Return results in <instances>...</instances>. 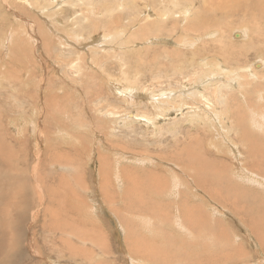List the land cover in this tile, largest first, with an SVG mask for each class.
Wrapping results in <instances>:
<instances>
[{
    "label": "rangeland",
    "instance_id": "1",
    "mask_svg": "<svg viewBox=\"0 0 264 264\" xmlns=\"http://www.w3.org/2000/svg\"><path fill=\"white\" fill-rule=\"evenodd\" d=\"M67 1L70 2L40 0L39 4L35 0H0V176H3L0 177V191H3L0 192V199L3 200L0 202V224L4 222L0 225V264H131L125 251L132 253L129 245L133 242L129 237L146 236L141 228H145L142 224L148 221V215L130 208L129 203L134 198L145 199L154 192L159 196L153 201L157 206L168 202L165 209H160V216L155 222L157 225H154L156 228L161 227L160 232L164 228L165 234L158 236L163 238L164 243L169 240L166 237L168 233L187 241L201 240L206 245V249L204 246L199 247L205 252L201 254H207L208 257L206 262L199 258L198 263L203 262L200 264H211V257H219V264H222L228 259L224 255L227 253L236 256L246 254L250 260L248 264H263L264 246L252 229L254 224L246 222L244 218L239 221V212L238 215L229 211L221 213L219 210L224 209H218L216 204L219 200L225 202L226 206L231 205V193L249 187L264 198V160L260 158L263 154L257 157L260 165H253L250 161V146L245 141V136L251 134L259 136L264 142V19L260 20L262 24L257 29L252 18L255 13L244 14V10L241 13V10L234 8L236 11L228 19L230 21H225L224 17L223 22H220L223 36L217 34L218 21L209 28H205L206 25L198 27L197 24L191 31L186 30L191 38L185 37L186 44V41H182V33L188 28V23L183 20L180 11L190 1L197 12H205L204 18L215 20L225 15L234 4L239 2L245 5L249 0H178V6L170 4L173 19L164 25L160 33L145 27L154 21H161L159 11L163 9L151 8L145 0H122L120 4L124 7L121 10L111 15H103L102 11H98L96 16L89 13L87 0ZM91 2H98L97 8L105 3L104 0ZM53 17L60 21L58 25ZM114 25L119 33L121 30L127 33H118L111 40L107 28L117 29ZM242 28L248 31L246 36L241 34ZM57 32H75L77 37H61ZM48 34L49 38L46 36ZM257 37L258 42H254ZM194 52L200 56L196 61L192 59ZM248 68L256 73V78L249 77L252 81L244 87L239 88L238 84L232 85V88L227 86L232 81V74L250 76ZM241 81L244 82V78L241 77ZM117 82L122 84L125 94L131 92L130 88L136 87L139 96L129 99L130 96H124L123 92L118 94L114 89ZM186 87L193 90L180 94ZM218 87L221 89L214 92ZM158 91L173 92L172 98H179L177 102L182 99L181 96L184 99L175 106V110H170L167 105L170 112L156 115V122L152 119L150 123L143 122L142 114H151L150 117L158 114L151 99ZM223 93L231 94L232 99L231 95L223 98ZM233 98L236 100L231 102ZM158 99L160 105L163 99ZM170 103L177 104L175 100ZM162 107H166L164 103ZM229 107L233 108L232 112H228ZM234 108L240 111V128L234 126V121H240ZM132 114H137L133 116L134 119L128 116ZM38 133L42 135L41 139ZM189 148L197 151L205 149L203 154L209 167L192 162L186 154ZM42 165L47 167V173L43 171L45 166ZM213 167L237 185L234 187L237 189H233L230 194L228 189L224 190L222 200L217 195L222 185L213 184L215 187L210 188L188 178L189 173L197 179L206 178ZM9 169L11 172H7ZM241 169L249 170L243 173ZM38 173L42 176L46 173L43 176L45 187L56 193L50 204L48 200L44 205L40 204L43 181L41 184L36 180ZM13 183L18 184L14 192L23 189L22 194L16 192L18 200L13 198ZM157 186L162 192H156L159 189ZM35 188L41 194L40 197ZM149 200H152V196ZM7 201L10 203H5ZM10 209L12 213L8 212ZM186 209L197 213L195 216L198 218L209 217L213 222L219 220L220 224H217V229L214 228L211 235L202 238L197 235L199 224L196 220L182 219ZM208 209L211 212L214 210L212 217L206 213ZM7 213L10 215L9 220L4 218L6 216L2 217ZM10 213H15V224ZM23 213L27 214L26 218L21 217ZM127 219L134 232H129L125 227L124 221ZM133 223L136 227H133ZM150 229L152 227H148L147 231ZM251 230L254 234H251ZM23 233L26 236H21ZM213 234H217L219 243H211L215 239ZM152 235L155 234H148V241L144 240L142 246L138 247L143 253L136 254L140 264H189L192 255L185 251L189 247H184V251L171 259L166 254L169 248H165L163 242L156 248L149 244ZM176 241L170 239V242ZM149 252H152L151 255H148ZM154 252L156 258L153 257ZM145 256L150 259L147 260Z\"/></svg>",
    "mask_w": 264,
    "mask_h": 264
},
{
    "label": "bare ground",
    "instance_id": "2",
    "mask_svg": "<svg viewBox=\"0 0 264 264\" xmlns=\"http://www.w3.org/2000/svg\"><path fill=\"white\" fill-rule=\"evenodd\" d=\"M39 1L40 0H35V2H37V3H39ZM59 1V0H58ZM124 1V0H123ZM129 1V0H128ZM127 1V2H128ZM145 1H147L148 3H146L147 5H150L151 6V8H154V7H157V8H161V9H163V10H160L159 11V16H160V20L161 21H154L153 23H149L145 28H147L148 27V29H150L151 31L152 30H156L157 32H159L160 33V31H162V30H164V25L166 26L167 25V23L168 22H171L172 21V17H171V15L172 14H174V13H172L171 11H172V8L170 7V4L172 5V6H174V7H176V6H178L179 5V1L178 0H168L167 2H166V0H145ZM189 1V0H188ZM207 1V0H206ZM209 1V0H208ZM207 1V2H208ZM68 2H70V1H67L66 0V3H68ZM83 2V1H82ZM104 2L105 3H101V7L99 6L98 8L96 7L97 6V3L98 2H91V0H87V4L90 6L88 9H90V11H89V13H92V14H95L96 12H98V11H102V14L103 15H111L112 13H114L115 11H117V10H121L123 7H124V5L122 4H120L121 2H122V0H112V1H106V0H104ZM243 2V1H242ZM248 2V1H247ZM41 3V2H40ZM39 3V4H40ZM203 3V5H204V2H202ZM232 3H233V1H232ZM245 3V2H244ZM243 3V4H244ZM57 4V3H56ZM59 4V3H58ZM58 4H57V6H58ZM81 4V3H80ZM133 4H135V2L133 3ZM229 3H227L226 5H228ZM241 3H236V4H234V6L233 7H231L229 10L227 9V13H225V15L224 14H222V16L220 17L219 16V18H217V19H215V20H212L211 18L210 19H206V18H204L205 17V12H204V14H202V12H201V10H200V12H197V10L195 9V7L193 6V3L190 1L186 6H184L183 8H182V10L180 11V14L182 15V18H183V20L184 21H186V23H188V25H187V27L188 28H186V29H184V32L182 33V41L184 42V41H186L185 39V37H189L188 36V34L186 33V30H192V29H194L196 26H198V27H200V26H202V25H206V27L205 28H209V26H212L213 24L215 25L216 24V22L218 21V23L216 24V27H218V29H217V34L219 33V35H220V33H221V35H222V31H223V28L221 29V25L222 24H220V22H223V20H224V17H225V21L226 20H228L229 18H230V16H233L232 15V13H235V11L236 10H233L234 8H237V10H241L240 12L242 13L243 11L242 10H244V14H247V13H250L251 15H253V13H255V15L254 16H252V18H253V20H254V23H255V26H256V28L257 29H260V25L262 24L261 22L262 21H260L261 19H264V0H258L257 2H254V1H252V0H249V2L248 3H245V5H240ZM32 5V4H31ZM60 5V4H59ZM87 5V6H88ZM126 5V4H125ZM207 5V4H206ZM56 6V8H58ZM126 6H128L129 7V5H126ZM209 5H207V7H208ZM218 6H220V5H218ZM83 7V6H82ZM212 7V6H211ZM215 7V6H214ZM226 7V6H225ZM100 8H102V10H100ZM198 8V7H197ZM59 9V8H58ZM87 9V10H88ZM155 9V8H154ZM203 9V8H202ZM204 9H206L205 7H204ZM61 10V9H60ZM194 10H196V11H194ZM212 9H210L209 11H211ZM214 10V9H213ZM222 10H223V8H222ZM208 11V10H207ZM215 11V10H214ZM263 13V14H260V13ZM83 13H84V11H83ZM119 13V12H118ZM123 13V12H122ZM223 13H224V11H223ZM49 14V13H48ZM51 14V13H50ZM49 14V15H50ZM59 14V13H58ZM86 14V13H85ZM85 14H83V15H85ZM121 14V13H120ZM124 14V13H123ZM211 14H213V13H211ZM243 14V15H244ZM54 15H55V13H54ZM71 15V14H70ZM125 15V14H124ZM124 15H122V16H124ZM148 15H152V14H149L148 13ZM162 15V16H161ZM204 15V16H203ZM215 15H216V17H218L217 15L218 14H216L215 13ZM51 16V15H50ZM66 16H67V14H66ZM72 16V15H71ZM94 16H96V14L94 15ZM116 16H117V14L116 15H114L113 17H112V21H114V18H116ZM138 16V15H137ZM58 17V16H57ZM119 17H121V15L119 16ZM212 17H213V15H212ZM259 17V18H258ZM53 18H56V17H53ZM150 17L148 16V19H149ZM169 18H171V19H169ZM242 18V17H241ZM55 22H56V25H58L59 24V20H57V18L56 19H53ZM62 20V19H61ZM87 20V19H86ZM65 21V20H64ZM228 21H230V20H228ZM114 23V22H113ZM63 24V23H62ZM111 24V23H110ZM198 24V25H197ZM50 25V24H49ZM72 25V24H71ZM109 24H106V26H108ZM116 28H117V26L116 25H114ZM142 29H144V27H143V25H141L140 26ZM61 28V27H60ZM59 28V29H60ZM58 29V30H59ZM93 29V28H92ZM108 29V31H109V34L112 36V38H111V40L114 38H116V36L118 35V33H119V29L117 28V29H113L112 27H108L107 28ZM95 30H96V28H95ZM207 30V29H206ZM206 30H204V31H206ZM243 30V31H242ZM199 31V30H198ZM202 31V30H201ZM54 32V31H53ZM55 32H56V30H55ZM54 32V33H55ZM99 32V31H98ZM194 32V31H193ZM207 33H208V31H206ZM205 32V33H206ZM216 32V31H215ZM224 32V31H223ZM120 33L121 34H125V33H127V32H124V31H120ZM119 33V34H120ZM196 33H198V32H196ZM211 33V32H210ZM242 33H244V36H246L247 34H248V31L246 30V29H241V34ZM41 34V33H40ZM43 34H44V32H43ZM42 34V35H43ZM56 34H58V32L56 33ZM76 34L77 33H60V34H58L59 36H61V37H66V36H69V35H72V36H76ZM108 34V33H107ZM120 34V35H121ZM200 34V33H199ZM263 34V33H262ZM45 35V34H44ZM102 35V34H101ZM106 35V34H105ZM150 35V34H149ZM190 35V34H189ZM48 38H49V34L48 35H46ZM223 36V35H222ZM260 37H261V34L259 35ZM258 36V37H259ZM44 37V36H43ZM77 37V36H76ZM85 37V36H84ZM107 37H108V35H107ZM121 37V36H120ZM136 37V36H135ZM221 37V36H220ZM258 37L255 39V40H253L254 42H258ZM259 37V38H260ZM48 38H47V40H48ZM190 38V37H189ZM216 38V37H215ZM263 38V37H262ZM106 39V38H105ZM119 39V38H118ZM130 39V38H129ZM191 39V38H190ZM67 40L69 41L70 39H69V37H67ZM122 40H124V39H122ZM145 40V39H144ZM263 40V39H262ZM151 41H153V40H151ZM41 42V41H40ZM128 42V41H127ZM130 42V41H129ZM135 42V41H134ZM142 42V41H141ZM154 42V41H153ZM260 42V41H259ZM42 43V42H41ZM89 43V42H88ZM113 43V42H112ZM115 43H117V42H115ZM182 43V42H181ZM186 44H188V42L186 41ZM45 45H46V43H45ZM48 45V44H47ZM100 45V44H99ZM107 45V44H106ZM216 45V44H215ZM44 46V45H43ZM125 46V45H124ZM149 46H150V44H149ZM196 46V45H195ZM202 46V45H201ZM46 47V46H45ZM118 47V46H117ZM121 47V46H120ZM253 48L255 47V46H252ZM127 48V47H126ZM197 48H199V46L197 47ZM256 48V47H255ZM258 48V47H257ZM256 48V49H257ZM219 49V48H218ZM72 50V49H71ZM92 50V49H91ZM220 51V50H219ZM224 51V50H223ZM224 53H226V52H224ZM126 54V53H125ZM201 54H203V53H201ZM220 54V53H219ZM14 55V54H13ZM194 57L192 58V59H195V61H196V59L198 58V56H199V53H195L194 52V55H193ZM235 56V55H234ZM237 56V55H236ZM15 57V56H14ZM200 57V56H199ZM203 57V56H202ZM261 57V56H260ZM210 58V57H209ZM72 59V58H71ZM214 60V59H213ZM263 60V59H262ZM121 61V60H120ZM123 62V61H122ZM218 62V61H217ZM227 62V61H226ZM260 62V61H259ZM89 63V62H88ZM121 63V62H120ZM193 63V62H192ZM201 63V62H200ZM85 63H83V65H84ZM123 64V63H122ZM205 64V63H204ZM263 64H264V61H263ZM262 64V65H263ZM124 65H126V63L125 64H123V66ZM141 65V64H140ZM193 65V64H192ZM261 65V64H260ZM259 65V66H260ZM216 66V65H215ZM222 66V65H221ZM240 66H242V65H240ZM240 66H239V68H240ZM247 67V66H246ZM221 68V67H220ZM238 69V68H237ZM80 70V67H78V71ZM126 70V69H125ZM246 70V69H245ZM256 70V69H255ZM81 72V71H80ZM166 73H167V71H165ZM212 72V71H211ZM237 72V71H236ZM235 72V73H236ZM248 74H250V76L249 75H247V76H245V75H238V76H235V75H233L232 74V76H230V77H232V81L231 82H229L228 83V87L229 88H232L231 86L232 85H234V84H238L237 86L240 88V87H244L245 85H246V83L247 82H250V81H252L251 79H248L249 77H251V76H254V75H256V73H254V72H252V70L250 69V68H248ZM255 72H257V71H255ZM124 74H127L126 72H123ZM131 74V73H130ZM208 75V74H207ZM79 76V75H78ZM220 76V75H219ZM217 77V76H216ZM227 77H229V75L227 76ZM241 77L242 78H244V82H242L241 81ZM255 77V76H254ZM256 78V77H255ZM230 80V79H229ZM213 81H216L217 83L219 82L218 80H213ZM131 83H132V81H130ZM133 84V83H132ZM135 86V85H134ZM140 86V85H139ZM213 86V85H212ZM130 87V86H129ZM136 88V87H135ZM134 87H132V88H130L131 89V92L129 91V94H125L124 93V88L122 87V84L121 83H119V82H117V84H115L114 85V89L115 90H117L118 91V94L120 93V92H123L124 93V96H130L129 97V99H132V98H135V97H138L139 95V90L138 89H135ZM130 89H128V90H130ZM179 89V88H178ZM221 89V87L219 88H217L214 92H217V91H219ZM176 90H177V88H176ZM183 90V89H182ZM191 90H193V88H188V87H186L182 92H180V94H182V93H186V92H189L190 93V91ZM151 91H153V90H151ZM196 91V90H195ZM195 91L193 92V93H195ZM126 92H128V91H126ZM155 92V91H154ZM165 91H158V93H155V94H153L154 96H152V103H154L155 105H153L154 106V110L156 109V111L158 110V114L156 113L153 117H150L149 115H151V114H142V117H143V119L145 118V120H143L142 119V121L143 122H147V123H150L151 121V119L152 120H154L155 121V116L156 115H162L163 114V112L164 113H167V112H170V110H175L176 109V107L175 106H177L181 101H183V96H181V100H179L178 102H177V100L179 99V98H177L176 99V97L175 98H172V96H174V93L173 92H171V91H167V92H165ZM233 91H231V93H232ZM148 93V92H147ZM188 93V94H189ZM192 93V94H193ZM240 95L239 96H241V97H243V94L242 93H240V92H238ZM117 94V95H118ZM221 95H223L222 97L223 98H225L226 97V95L229 97L231 94H228V93H226V94H221ZM142 96V95H141ZM176 96V95H175ZM219 96V95H218ZM119 97V96H118ZM232 97V95L230 96V98ZM240 97V98H241ZM158 98H162L161 100H162V102L160 103V105H158V103L160 102L159 101V99ZM170 100H169V99ZM139 98H137V100H138ZM150 99V98H149ZM222 99V98H221ZM232 99V98H231ZM166 100V101H165ZM172 100H175V102L177 103V104H175V105H172L170 102H172ZM234 100H236V99H234L233 98V100L231 101V102H234ZM128 101V100H127ZM243 101V100H242ZM245 101V100H244ZM132 102V101H131ZM164 103V106H166V107H162V104ZM236 103V102H235ZM11 104V103H10ZM136 104V103H135ZM174 104V103H173ZM224 104V103H223ZM243 104V103H242ZM252 104V103H251ZM258 104V103H257ZM140 105V104H139ZM167 105H168V107H170L169 109H168V107H167ZM180 105V104H179ZM220 105V104H219ZM225 105V104H224ZM231 106V105H230ZM178 108V107H177ZM224 109V108H223ZM229 109V111L228 112H232V110H233V108H231V107H229L228 108ZM232 109V110H231ZM235 109V113L238 115V117L237 118H239L240 117V121H238V123H237V121H234V126L236 125V126H238V127H236V128H240L239 127V125H240V123L239 122H241V115H240V111H238L236 108H234ZM261 109V108H260ZM113 110V109H112ZM112 110H111V112H112ZM145 110V109H144ZM146 110H147V108H146ZM149 110V109H148ZM209 110V109H208ZM213 110V109H212ZM214 111V110H213ZM218 111V110H217ZM226 111V110H225ZM149 112V111H148ZM234 112V111H233ZM247 112V111H246ZM143 113H146V111L144 112L143 111ZM251 113V112H250ZM113 114V113H112ZM246 114V113H245ZM135 114H132V115H128L131 119L133 118V116H134ZM137 115V114H136ZM135 115V116H136ZM209 115V114H208ZM233 115V114H232ZM214 116V115H213ZM235 117V116H234ZM208 118V117H207ZM214 118V117H213ZM228 118V117H227ZM134 119V118H133ZM232 120V119H231ZM237 120V119H236ZM153 121V122H154ZM219 121L220 122H222L221 121V116H219ZM18 122V121H17ZM156 122V121H155ZM232 122V121H231ZM114 123V122H113ZM218 123V122H217ZM237 123V124H236ZM35 124V123H34ZM95 124V123H94ZM125 124V123H124ZM230 124V123H229ZM242 124H243V122H242ZM38 124H36V126H37ZM155 125V124H154ZM244 125V124H243ZM35 126V127H36ZM242 126V125H241ZM32 127H34V126H32ZM87 127V126H86ZM250 127V126H249ZM229 128H231V127H229ZM37 129H38V126H37ZM39 129H41V127L39 128ZM221 129V128H220ZM41 131H42V129H41ZM132 131H133V129H132ZM237 131V130H236ZM41 133V132H40ZM255 133V132H254ZM39 134V133H38ZM111 134V133H110ZM112 135V134H111ZM116 135V134H115ZM251 135V134H250ZM245 136V141L249 144V146H250V153H251V162H252V164L253 165H260L259 164V162L257 161V157L260 155V154H263L260 158L262 159V160H264V142H262L261 140H262V138H260L259 136H254V135H251V136ZM42 135L41 134H39L38 135V137L40 138ZM113 136V135H112ZM132 137V136H131ZM42 138V137H41ZM40 138V139H41ZM230 138V137H229ZM228 138V139H229ZM235 139V138H234ZM8 140V139H7ZM236 140V139H235ZM56 141V140H55ZM200 141H202V140H200ZM207 141V140H206ZM237 141V140H236ZM239 141V140H238ZM237 141V142H238ZM244 141V142H245ZM261 141V142H260ZM39 142V141H38ZM222 142V141H221ZM59 143V142H58ZM230 143V142H229ZM38 144V143H37ZM240 144H242L241 142H240ZM243 145V144H242ZM40 146V145H39ZM53 146V145H52ZM218 147V146H217ZM41 148V147H40ZM201 148H205V146L204 147H201ZM221 148V147H220ZM237 148V147H236ZM244 148V147H243ZM242 148V149H243ZM21 149V148H20ZM212 149V148H211ZM240 149V148H239ZM39 150V149H38ZM113 150H114V148H113ZM40 151V150H39ZM203 151H205V149L204 150H194V149H192V148H189L188 149V152H186V154H187V157L192 161V162H198V163H200V165L202 164V165H204V166H207V167H209V165H208V161L205 159L206 157H204V154H203ZM208 151V150H207ZM218 151V150H217ZM6 152V151H5ZM245 152V151H244ZM2 153H4V152H2ZM39 153L40 152H38V156L40 157V155H39ZM46 153V152H45ZM52 153V152H51ZM205 153V152H204ZM209 153V152H208ZM213 153V152H212ZM236 153V152H235ZM42 154V153H41ZM47 154V153H46ZM171 154H173V153H171ZM206 154V153H205ZM244 154V153H243ZM18 155V154H17ZM49 155H50V152H49ZM52 155V154H51ZM169 155V154H168ZM215 155V154H214ZM222 155V154H221ZM224 155V154H223ZM244 155H246V153L244 154ZM250 155V154H249ZM248 155V156H249ZM163 156V155H162ZM206 156V155H205ZM211 156V155H210ZM41 157H42V155H41ZM209 157V156H208ZM212 157V156H211ZM219 157H221V156H219ZM225 157V156H224ZM236 157V156H235ZM21 158V157H20ZM27 158V157H26ZM37 158V157H36ZM148 158H152V156H149ZM216 158V157H215ZM246 158V157H245ZM249 159H250V157H248ZM38 159V158H37ZM40 159V158H39ZM181 159V158H180ZM212 158H210V160H211ZM230 159V158H229ZM5 160V159H4ZM148 160V159H147ZM172 160V159H171ZM223 160V159H222ZM262 160H261V162H262ZM42 160H40V162H41ZM141 161V160H140ZM149 161V160H148ZM147 161V162H148ZM220 161H221V159H220ZM243 161H246V160H243ZM249 161V160H248ZM13 162L14 161H12V165H13ZM19 162V161H18ZM24 162H25V160H24ZM37 162H39V161H37ZM151 162V161H150ZM178 162H179V160H178ZM231 162V161H230ZM226 163V162H225ZM250 163V162H249ZM188 164V163H187ZM190 164V163H189ZM251 164V165H252ZM12 165H11V167H12ZM195 165V164H194ZM218 165H219V163H218ZM242 165H244V164H242ZM24 166V165H23ZM23 166L21 167V168H23ZM28 166V165H27ZM45 165H42V167H44ZM157 166V165H156ZM187 166V165H186ZM225 166V165H224ZM249 166V165H248ZM51 167H52V165H51ZM245 167H247L246 166V164H245ZM13 168L14 169H16L17 170V168L15 167V166H13ZM12 168V169H13ZM45 168V169H44ZM43 168V171H45L46 169H47V167L45 166ZM127 168V167H126ZM180 168V167H179ZM24 169V168H23ZM26 169V168H25ZM29 169V168H28ZM55 169V168H54ZM5 170V169H4ZM10 171H7V172H11V169H9ZM15 170V171H16ZM39 172L41 173L42 171H41V168H39ZM50 170V169H49ZM52 170V169H51ZM67 170V169H66ZM182 170V169H181ZM184 170V169H183ZM219 170H220V168H219ZM248 170L249 169H241V171L243 172V173H248ZM259 170V169H258ZM22 171V170H21ZM24 171V170H23ZM127 171V170H126ZM126 171H124V172H126ZM256 171V170H255ZM6 172V171H5ZM14 172V171H13ZM26 172V171H25ZM38 172V171H37ZM46 172V171H45ZM55 172V171H54ZM185 173L187 172L188 173V171H184ZM184 172H183V174H184ZM257 172V171H256ZM259 172H261V171H259ZM1 173V172H0ZM15 173V172H14ZM40 173H38V175H37V177H36V180H38V182H40L41 184H42V181H43V184H42V186H41V184L39 185V186H41V189L43 190V194H42V196H41V194L39 193V191L38 192H36V190H37V188H35V192L36 193H39L38 194V196L40 197V199L41 200H39L40 201V204H42V205H44L43 203L46 201V200H48V203L50 202H52V198L54 197V195H56V193L54 194L51 190H49L48 188H46L45 187V184L44 183H46L45 182V180H44V174L46 175V173H44L43 174V176L40 174ZM50 173V172H49ZM6 174V173H5ZM22 174V173H21ZM56 174V173H55ZM14 175V174H13ZM17 175V174H16ZM185 175V174H184ZM189 175V176H188ZM187 176H188V178H190V180L191 181H197V182H200V185L202 184V185H204V186H209L210 188L211 187H215V186H213V184H218V185H222L221 187H220V191L217 193V195H219L221 198H220V200H222V195L225 193V191L224 190H227L228 189V194H230L231 193V191L233 190V189H237V188H234V187H236L237 185L236 184H233V181H231L230 179H228V178H225V177H223L222 175H220V173L219 172H217V170H216V168L215 167H213V168H211V170L209 171V174H207V177L206 178H201V177H198V179H197V177L196 176H192L190 173L188 174ZM230 175V174H229ZM250 175V174H249ZM255 175V174H254ZM263 175H264V173H263ZM8 176H9V174H8ZM0 177H3V176H0ZM17 176H15V178H16ZM21 177H23L22 175H21ZM48 177V176H47ZM259 177V176H258ZM257 177V178H258ZM12 179H13V177H11ZM19 178V177H18ZM147 178V177H146ZM157 178V177H156ZM166 178V177H165ZM254 178V177H253ZM4 179V178H3ZM2 179V180H3ZM20 180H21V178H19ZM51 179V178H50ZM180 178H178V180H179ZM204 179V180H203ZM2 180H1V183H2ZM23 180V179H22ZM65 180V179H64ZM30 181V180H29ZM164 181H166V180H164ZM264 181V180H263ZM21 182V181H20ZM23 182V181H22ZM52 182V181H51ZM148 182V181H147ZM161 182V181H160ZM181 182V181H180ZM249 182V181H248ZM258 182L259 183H261V180L259 179L258 180ZM11 183V182H10ZM165 183V182H164ZM7 183H4V185H6ZM76 184V183H75ZM11 185V184H10ZM10 185L8 186V187H10ZM21 185V184H20ZM38 185V184H37ZM49 185V184H48ZM56 185H57V183H56ZM147 185V184H146ZM145 185V186H146ZM163 185V184H162ZM167 185V184H166ZM2 186V185H1ZM4 187H6V186H4ZM18 187V184L16 183V184H12V194H13V198L15 197V199L17 198V193L16 192H19V194H22L23 193V189L21 188V190L22 191H16V192H14L15 191V189ZM54 187V186H53ZM197 187H199V186H197ZM1 188V187H0ZM40 188V187H39ZM142 188V187H141ZM156 188V187H155ZM157 188H159L158 186H157ZM156 188V189H157ZM259 188V187H258ZM8 189V188H7ZM50 189H51V187H50ZM144 189V188H143ZM148 188H146V190H147ZM200 189V188H199ZM54 192H55V190L54 189H52ZM158 190L159 191H161L160 190V188L159 189H157L156 190V192H158ZM206 190V189H205ZM25 191V190H24ZM41 191V190H40ZM64 191V190H63ZM142 191V190H141ZM149 191V190H148ZM0 192H3V191H0ZM7 192V191H6ZM22 192V193H21ZM34 192V191H33ZM129 192H131V191H129ZM143 192V191H142ZM145 192V191H144ZM151 192H152V190H151ZM162 192V191H161ZM8 193V192H7ZM128 193V192H127ZM146 193H148V192H146ZM149 193H150V191H149ZM234 193V194H233ZM28 194V193H27ZM142 194V193H141ZM162 194V193H161ZM9 195V194H8ZM31 195H32V193H31ZM130 195V194H129ZM134 195V194H133ZM144 195H146V194H144ZM143 195V197H145ZM165 195V194H164ZM178 195V192H177V194H176V196ZM215 195V194H214ZM19 196V195H18ZM35 196V195H34ZM138 196V195H137ZM150 196H152V200H149V197ZM149 197H147V198H145V199H143L142 197L140 198H134V201H132L131 199H133V198H131L130 200V203H129V207L131 208V207H133V209L134 210H136V211H139V213H140V211L141 212H144V213H146L147 215H148V218H146V219H148V221L147 222H145V223H143L142 225L145 227V228H141L142 229V231L144 232V234L143 235H146V236H143V237H135V236H133L132 234H130V235H132L131 237H129V238H131L132 239V242L133 243H131L130 242V249H131V251H132V253L130 254V252L128 251V250H125L126 251V253H127V255L129 256V258H130V260L132 261V263L133 264H140L139 262H138V260H137V256H136V254H143V253H141L140 252V249L138 248V247H140V246H142V244H143V241L144 240H146V241H148V234H155V235H152L151 236V240L149 241V244L152 246V247H154V248H156V247H159V246H161L162 245V239L163 238H159V237H161L162 236V234L164 235L165 233V230H164V228L162 227V231L160 232V229L159 228H161V227H155L157 224H155V222H156V220L158 219V217L160 216L159 215V213H160V209H165V207H166V204L168 203H164V205H162V206H157L156 205V203L155 202H153L155 199H157V198H159V196H158V193H156L155 194V192H154V194H151ZM1 197V196H0ZM25 197V196H24ZM23 197V198H24ZM29 197V196H28ZM61 197V196H60ZM133 197H136V196H133ZM187 197V196H186ZM4 198H5V196H4ZM21 198V197H20ZM56 198V197H55ZM211 198V197H210ZM3 199V198H2ZM6 199V198H5ZM10 199H11V197H10ZM72 199H73V197H72ZM209 199V198H208ZM212 200H214L213 198H211ZM210 199V200H211ZM216 199V198H215ZM9 200V199H8ZM16 200H18V198L16 199ZM15 200V201H16ZM5 201V200H4ZM128 201V200H127ZM152 201V205L150 204V202ZM176 201V200H175ZM192 201V200H191ZM0 202L2 203L3 202V200H1L0 199ZM178 202V201H177ZM230 202H231V205H228V206H226V204H225V202H219V200H218V203L216 204V207L218 208V209H224V210H219L221 213H224V211L225 212H228L229 211V213L231 212L232 214H235V215H238L239 213V217L237 218L239 221H243L244 219L245 220H247L246 222H250V223H253L254 224V228H252L253 230H254V232L256 233L255 235L260 239V241H261V243H262V245L264 246V198L263 197H261L260 195H258V193H256L255 191H253V189L251 188V187H249V188H246V189H244V190H237V191H233L232 193H231V196H230ZM5 203H10V202H5ZM12 203V202H11ZM27 203V202H26ZM49 203V204H50ZM14 204V203H13ZM12 204V205H13ZM37 204H39V203H37ZM125 204V203H124ZM174 204V203H173ZM177 204V203H176ZM211 204V203H210ZM214 204V203H213ZM4 205H6V204H4ZM10 205V204H9ZM8 205V206H9ZM23 205V204H22ZM107 205H109V202H108V204ZM134 205V206H133ZM3 206V205H2ZM18 206V205H17ZM168 206H169V204H168ZM183 206V205H182ZM187 206V205H186ZM213 206V205H212ZM214 206H215V204H214ZM10 207V206H9ZM9 207L7 208V209H9ZM13 207V209L14 208H16V206L14 207V206H12ZM12 207H11V209H12ZM19 207H20V205H19ZM23 207V206H22ZM26 207V206H25ZM29 207H30V205H29ZM28 206H27V208H29ZM69 207V206H68ZM216 207H214L215 209L214 210H216L217 211V208ZM18 208V207H17ZM16 208V209H17ZM38 208V207H37ZM55 208V207H54ZM102 208H103V206H102ZM187 208V207H186ZM1 209V208H0ZM4 209V208H3ZM10 209V210H11ZM15 209V210H16ZM19 209V208H18ZM72 209V208H71ZM70 209V210H71ZM129 209V208H128ZM158 210V212H157V210ZM170 209V208H169ZM177 209V208H176ZM180 209V207L178 208V210ZM182 209V208H181ZM184 209V208H183ZM192 209V208H191ZM198 209H200V208H198ZM213 209V208H212ZM10 210H8V212H11L12 213V210L10 211ZM20 210V209H19ZM25 210V209H24ZM28 211L29 210H31V209H27ZM79 210V209H78ZM188 210H189V208H188ZM187 209H186V211L185 212H183V215H182V219H184V218H189V219H192V220H196V222L199 224V228H197L198 229V236H200L201 235V237L202 238H206V235H211L215 230H214V228L215 229H217V227H218V225L220 224V221L218 220V221H215V222H213L212 221V218H209V217H206L205 219H201V218H198V217H196L195 215H197V213H195L194 211H188ZM195 210V209H194ZM204 210V209H203ZM202 210V211H203ZM214 210H212V212L214 211ZM238 210V211H237ZM21 211V210H20ZM27 211V212H28ZM42 211V210H41ZM50 211V210H49ZM53 211V210H52ZM60 211V210H59ZM72 211H73V209H72ZM130 211V210H129ZM132 211V210H131ZM130 211V212H131ZM236 211V212H235ZM15 212V211H14ZM18 212V211H17ZM33 212V211H32ZM43 212V211H42ZM47 212V211H46ZM165 212V211H164ZM163 211H162V213H164ZM212 212L211 211H209V209L206 211V213H209L210 214V217H212ZM218 212V211H217ZM237 212H239L238 214H237ZM4 213V212H3ZM10 213V214H11ZM30 213V212H29ZM38 213H39V211H38ZM54 213V212H53ZM74 213V212H73ZM161 213V214H162ZM228 213V214H229ZM2 214V213H1ZM15 214V213H14ZM14 214H11V216L13 215V220L15 221H13V223L15 224L16 223V219H14ZM178 214V213H177ZM198 214H202V212L201 213H198ZM7 215H9L8 213H7ZM6 214L4 215H2V217H4V216H6V217H4V218H8V217H10V215L9 216H7ZM16 215H17V213H16ZM56 215V214H55ZM134 215V214H133ZM139 215V214H138ZM231 215V214H230ZM18 216V215H17ZM26 216H27V214L26 213H23L22 214V216L21 217H25L26 218ZM72 216V215H71ZM164 216V215H163ZM240 216H242V217H240ZM16 217V216H15ZM72 217H74V216H72ZM143 217V216H142ZM145 217V216H144ZM143 217V218H144ZM200 217V216H199ZM202 217H203V215H202ZM232 217V216H231ZM3 218V219H4ZM18 218V217H17ZM244 218V219H243ZM12 219V218H11ZM33 219H34V217H33ZM162 219V218H161ZM8 220H9V218H8ZM18 220H20V218L18 219ZM91 220V219H90ZM221 220V219H220ZM4 221V220H3ZM6 222L7 221H5V224H6ZM10 222V221H9ZM56 222V221H55ZM75 222V224H76V221H74ZM131 222V221H130ZM159 222H161L160 220H159ZM178 222H181V221H178ZM248 222V223H249ZM64 223V222H63ZM81 223V222H80ZM135 223V222H134ZM132 224L133 225V227H136L135 226V224ZM161 223H163V222H161ZM243 223V222H242ZM1 224H4V222H2ZM0 224V225H1ZM8 224V223H7ZM11 224V223H10ZM24 224V223H23ZM124 224L126 225L125 227H127L128 228V230H129V232H131V230H132V228L129 226L130 224H129V222H128V219H127V221H124ZM218 224V225H217ZM9 225V224H8ZM131 225V226H132ZM155 225V226H154ZM247 225V224H246ZM3 226V225H2ZM6 226V225H5ZM4 226V227H5ZM15 227H16V225H14ZM62 226V225H61ZM249 226H250V224H249ZM25 227V226H24ZM55 227V226H54ZM93 227V226H92ZM140 227V226H139ZM148 227H152V229H150L149 231H147V229H148ZM242 227V226H241ZM244 227V226H243ZM67 228V227H66ZM81 228V227H80ZM87 228V227H86ZM91 228V227H90ZM247 228V227H246ZM19 229V228H18ZM59 229V228H58ZM83 229V228H82ZM138 229V228H137ZM158 229V230H157ZM26 230V229H25ZM85 230H87V229H85ZM99 230V229H98ZM22 231H23V229H22ZM28 231V230H27ZM46 231V230H45ZM65 231V230H64ZM83 231V230H82ZM133 231V230H132ZM147 231V232H146ZM208 231V232H207ZM23 232H25V231H23ZM68 232V231H67ZM98 232V231H97ZM134 232V231H133ZM135 232H136V230H135ZM64 233V232H63ZM75 233V232H74ZM73 233V234H74ZM95 233V232H94ZM140 232H138V234H139ZM159 233V234H158ZM192 233V232H191ZM20 234V233H19ZM22 234V233H21ZM65 234V233H64ZM172 234V233H171ZM251 234H254L253 233V231L251 230ZM141 235H142V233H141ZM194 235V234H193ZM196 235V236H197ZM214 235V240L213 241H211V243H219V240H218V238H216V236H217V234H213ZM20 235H18V237H19ZM21 236H26L25 235V233H23V235H21ZM45 236V235H44ZM69 236H71V235H69ZM159 236V237H158ZM5 237V236H4ZM48 237V236H47ZM158 237V238H157ZM166 237L169 239L168 241H165V243H164V247L165 248H169L168 250H169V253L167 252L166 254L172 259V257L174 256H176V255H178V254H180L181 253V251H184V250H182L184 247H189L188 248V250H185V251H188V254L189 255H192L191 257H190V259H189V264H200V263H203L204 261H205V259L208 257V255L207 254H204L205 252L203 251L204 249H206L205 248V244H203L202 242H201V240L199 241V242H192V241H190L189 239H188V241L186 240V239H181V238H179V237H177V236H175V235H170L169 233L166 235ZM17 238V237H16ZM23 239V238H22ZM22 239H20L21 241H22ZM33 239V238H32ZM134 239V240H133ZM170 239H172L173 241L174 240H177V241H179L180 243H176V242H170ZM199 239H201V238H199ZM220 239H222V238H220ZM19 240V239H18ZM24 240V239H23ZM212 240V239H211ZM15 241H16V239H15ZM29 241H30V239H29ZM32 241V240H31ZM49 242V241H48ZM51 242V241H50ZM128 242H129V240H128ZM17 243H19V241L17 242ZM146 243V242H145ZM20 244H22V242L20 243ZM3 245V244H2ZM24 245V244H23ZM223 245V244H222ZM227 245V244H226ZM13 246H15V245H13ZM20 246V245H19ZM149 246V245H148ZM203 246H204V249H200V248H203ZM6 247V246H5ZM16 247V246H15ZM24 247V246H23ZM150 247V246H149ZM200 247V248H199ZM258 248H259V246H257ZM35 248H36V246H35ZM34 248V249H35ZM37 249V248H36ZM39 249V248H38ZM161 249V248H160ZM240 249V248H239ZM17 250V249H16ZM207 250H208V248H207ZM254 250H257V249H254ZM18 251V250H17ZM16 251V252H17ZM35 251H38V250H35ZM39 251H40V249H39ZM142 251V250H141ZM143 251H145V250H143ZM147 251H149V250H147ZM165 251H166V249H165ZM241 251V250H240ZM146 252V251H145ZM202 252H204L203 254H201ZM260 252V251H259ZM37 253V252H36ZM39 253V252H38ZM152 253V252H151ZM151 253L149 252L148 253V255H151ZM155 253L156 252H154V256L153 257H155ZM184 253V252H183ZM211 253V252H210ZM241 253V252H240ZM252 253V252H251ZM251 253H249L250 254V256H252L251 255ZM144 254H146V253H144ZM185 254V253H184ZM243 254V253H242ZM254 256H255V251H253V253H252ZM257 254V253H256ZM36 255H38V254H36ZM157 255H158V253H157ZM161 255V254H160ZM201 255H203V256H201ZM225 255V257H226V255L228 256V259H226V261H224V263H222V264H238L241 260H243V262H242V264H248L249 263V256H246V254H243V255H238V256H236L235 254H233V255H230V254H224ZM248 255V254H247ZM38 256H40V255H38ZM42 256H44V255H42ZM41 256V257H42ZM131 256L133 257V259L131 258ZM139 256V255H138ZM194 256H196L195 258H193ZM146 258H148L147 256H145ZM165 257V256H164ZM184 257H185V255H184ZM186 257H188L189 258V256L187 255ZM264 257V256H263ZM140 259H141V257H139ZM156 258V257H155ZM155 258H153V259H155ZM160 258V257H159ZM182 258V257H181ZM199 258H201V260L203 261V262H199L198 263V261H199ZM202 258H204V260L202 259ZM150 259V257L147 259V260H149ZM165 259V258H164ZM170 259V260H171ZM186 259V258H185ZM224 259V258H223ZM129 260V261H130ZM137 260V261H136ZM143 260H144V258H143ZM219 260V257H216V258H213V257H211L210 258V262H211V264H219V262L220 261H218ZM260 260V259H259ZM10 262H12V260L10 259L9 260ZM145 261V260H144ZM143 261V262H144ZM177 261H179V260H177ZM185 261V260H184ZM193 261V262H192ZM258 261V260H257ZM164 262H166L165 260H164ZM206 262V261H205ZM229 262V263H228ZM131 263V264H132ZM155 263V262H154ZM208 263H209V261H208ZM254 263V262H253ZM170 264V263H169ZM221 264V263H220ZM240 264V263H239ZM255 264V263H254ZM264 264V263H263Z\"/></svg>",
    "mask_w": 264,
    "mask_h": 264
}]
</instances>
